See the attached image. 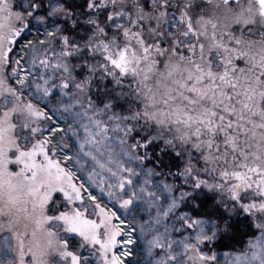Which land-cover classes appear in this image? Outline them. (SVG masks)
Masks as SVG:
<instances>
[{"label":"snow or ice","instance_id":"obj_1","mask_svg":"<svg viewBox=\"0 0 264 264\" xmlns=\"http://www.w3.org/2000/svg\"><path fill=\"white\" fill-rule=\"evenodd\" d=\"M0 264H264V0H0Z\"/></svg>","mask_w":264,"mask_h":264},{"label":"rangeland","instance_id":"obj_2","mask_svg":"<svg viewBox=\"0 0 264 264\" xmlns=\"http://www.w3.org/2000/svg\"><path fill=\"white\" fill-rule=\"evenodd\" d=\"M92 191H93V193L95 194V195H97L98 197H101L100 195H101V193L99 192V190L98 189H96V188H92L91 189ZM104 200H105V202H106V197H102Z\"/></svg>","mask_w":264,"mask_h":264},{"label":"trees","instance_id":"obj_3","mask_svg":"<svg viewBox=\"0 0 264 264\" xmlns=\"http://www.w3.org/2000/svg\"><path fill=\"white\" fill-rule=\"evenodd\" d=\"M93 189H94V187H93ZM101 196V195H100Z\"/></svg>","mask_w":264,"mask_h":264}]
</instances>
